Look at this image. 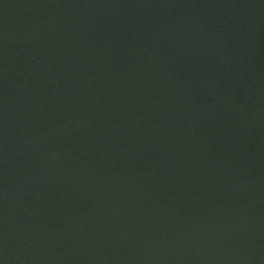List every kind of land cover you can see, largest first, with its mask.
Instances as JSON below:
<instances>
[{
    "label": "water",
    "instance_id": "obj_1",
    "mask_svg": "<svg viewBox=\"0 0 264 264\" xmlns=\"http://www.w3.org/2000/svg\"><path fill=\"white\" fill-rule=\"evenodd\" d=\"M0 264H264V0H0Z\"/></svg>",
    "mask_w": 264,
    "mask_h": 264
}]
</instances>
